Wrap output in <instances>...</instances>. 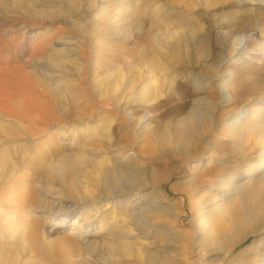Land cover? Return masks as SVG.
<instances>
[{
  "label": "bare ground",
  "instance_id": "obj_1",
  "mask_svg": "<svg viewBox=\"0 0 264 264\" xmlns=\"http://www.w3.org/2000/svg\"><path fill=\"white\" fill-rule=\"evenodd\" d=\"M98 1L103 2L85 0L87 8L79 9L80 17L67 18L69 28L81 31L83 37L68 35L48 49L68 26L54 27L31 33L26 48L11 60L0 50V73L5 75L0 86V264H142L147 257L139 243L140 233L164 241L150 251V259L159 255L170 259L168 254L175 250L171 242L180 239L182 254L188 259L194 252L199 258L223 254L217 264H264V232L258 242L235 253L245 237L264 224V108L257 110L264 105V96L240 103L239 117L230 118L237 125L230 135L234 145L213 143L221 159L212 153L207 156L193 142L200 120L211 114V88L205 80L217 76L223 51L220 35L227 41L235 38L240 58L233 57L238 64L244 61L248 67L255 60L264 64V28L258 25L264 21V0H243L239 11L256 12L231 20L214 18L217 14L211 7L217 0H205L207 9L190 17L162 4L151 8L148 4L141 11L138 0H118L123 4L115 7L104 3L98 7ZM90 9L99 17L95 26L89 25ZM25 26L9 28L0 34V41L13 38L15 30ZM199 28L204 30L200 47L189 45L187 38L182 41V36L195 37L191 32ZM87 35L95 40L90 45ZM251 43L256 46L247 48ZM100 55L110 59V67L100 63ZM68 64L78 70L77 81L66 71ZM206 69L212 75L202 74ZM10 70L13 80L6 79ZM89 88L98 95V106L115 101L129 117V130L152 121L151 107L156 101L151 100L164 88L167 95L176 94L190 103L170 132L188 144L183 154L193 159L185 185L175 189L190 195L210 183L207 204L200 208L194 224L196 235L193 227L183 226L178 218L182 212L160 186L168 172L151 160L159 152L155 132L136 146L128 130L123 139L129 144H113L107 154L102 153L103 139L79 136L76 122L85 121L95 110ZM224 89L226 101L233 105L234 94ZM112 122L82 130L106 127L110 140ZM170 132L165 129L161 135L167 140ZM249 134H256L252 145ZM121 156L127 159L119 161ZM145 160H151L148 167L140 165ZM110 203L119 209L118 220L104 219L105 205ZM147 214L155 220L150 221ZM217 214L224 217L212 218ZM119 220L139 231L128 234V229L117 224Z\"/></svg>",
  "mask_w": 264,
  "mask_h": 264
},
{
  "label": "rangeland",
  "instance_id": "obj_2",
  "mask_svg": "<svg viewBox=\"0 0 264 264\" xmlns=\"http://www.w3.org/2000/svg\"><path fill=\"white\" fill-rule=\"evenodd\" d=\"M103 2H97V6L104 3L103 6L109 4V6L115 7V5L123 4V1L119 2L118 0H102ZM243 0H217L215 7H211L214 9L215 15L219 19H228L231 20L233 17L238 18L241 15L252 16L256 12V10L244 11L241 12L238 9L242 5ZM70 0H0V23H2L0 28V34L6 32L9 28H16L18 25H26L22 29H16L13 38L10 39H1L0 41V50L3 56L7 59L11 60L15 56L19 55L26 48V43L28 42L29 35L31 33H40L48 28H60L63 29L64 26H68L66 30L56 36V38L48 45V49L54 44V42L58 39H65L66 36L72 35L75 37H83L82 32L79 30H72L69 28V24L67 21L68 17L79 18V12L83 10L84 6L87 8L85 4V0H74V4L76 6L70 5ZM140 5L137 7L142 11L144 7L148 4L150 8L151 6H157L158 4H162L164 7L171 9L172 11L185 15L191 16L192 14L199 15L202 11L207 9L204 6L205 0H186L185 2L173 3L166 0H138ZM125 4V3H124ZM241 4V5H240ZM128 6V3H127ZM68 9V11H58L59 8ZM237 7H239L237 9ZM81 8V10H79ZM55 10V13H50ZM79 10V11H77ZM36 12V13H35ZM44 12V13H42ZM92 13V19L89 20L90 24L93 25L97 22V11L90 9ZM30 14H35V16H30ZM71 14V15H70ZM96 15V16H95ZM100 15V14H99ZM75 16V17H74ZM94 16V17H93ZM231 16V17H229ZM101 17V16H100ZM201 17V16H200ZM175 18V17H174ZM88 21V22H89ZM240 22V21H238ZM232 23V21H230ZM229 23V24H230ZM238 24V23H237ZM260 27L264 28V21L258 24ZM95 26V25H93ZM203 29L198 30V32H191V34L195 35V37L191 36H182V41H185L187 38L188 44L191 45L195 43L197 46H201L199 43V38L203 35ZM224 31V30H223ZM87 34V31H84V34ZM222 33V32H221ZM197 34V35H196ZM189 35V34H188ZM220 35V34H219ZM199 36V37H198ZM19 40H17L18 38ZM87 44H92V41H95L93 37L87 35ZM16 38V39H15ZM192 38V39H191ZM225 39V40H224ZM228 41L226 40L223 33L220 35L219 43L223 47V51L221 53V64L217 66V76L214 79L209 80L206 78L205 81H209L207 83V88H211V93L208 96L210 99L209 108L211 114L205 118L201 119L199 122V132L197 133V137L194 138L193 142L196 145H200L203 151L206 152L208 156L212 153L215 158L221 159L218 152L215 150V143L217 146L219 142H226L234 145L235 141L230 135L235 129H237V125H232L230 122V118L239 117L238 113L240 112V103L248 100L254 99L256 96L262 97L264 96V64H261L257 60L251 64V66L244 67V61L238 64L237 60L240 57H236V51L234 44L235 38L228 37ZM191 43V44H190ZM255 43H251L247 48L255 47ZM234 49V50H233ZM248 50V49H247ZM235 54V55H234ZM238 58L234 60V57ZM243 58V57H242ZM232 59V60H231ZM100 63L104 64L105 67H110L112 64L109 63L110 59L104 58L103 55H100ZM119 62V61H118ZM225 64H224V63ZM237 62V63H236ZM247 62V61H245ZM108 63V64H107ZM216 64V63H213ZM257 64V65H256ZM108 65V66H107ZM262 65V66H261ZM106 68V69H107ZM66 71L71 73V78L77 81V72L78 70L75 68V65L68 64L65 66ZM11 72V70H10ZM202 74L212 75V72L208 71V69L204 70ZM13 71L8 74L7 80H13L10 78H15ZM232 77V79H228ZM5 80L4 73H0V86L2 82ZM236 80V81H235ZM228 83V84H227ZM3 85V84H2ZM225 87H228L230 93L234 94V103L229 104L226 101V97L224 93ZM5 87H3L4 89ZM222 88V89H221ZM220 89V90H219ZM235 89V90H234ZM222 90V91H221ZM165 88L160 91V96L151 100L156 101L154 105L151 107L152 112V121L149 124L140 123L137 124L136 129L129 130V117L126 113H124L118 105L114 104V100L107 107L98 106L95 101L98 95L94 94L91 88L88 89L89 98L92 104L95 105V110L91 111L85 121L76 122V128L80 130L79 136L82 138H89L91 135H94L97 139L101 138L104 140L105 148L102 153H109L112 150L113 144H129L125 139H123L124 132H130L133 136V140L135 141L136 146L141 143L142 138H145L148 133L155 132L154 140L158 146L159 152L151 157V160L157 161L161 168H165L167 170V178L161 182L160 186L163 189L165 195L171 202H176L177 210L182 212L180 220L185 228H192V232H195L194 224H196L198 215L201 213L200 208L207 204L206 200L208 196H206L207 190L210 186V183L205 184L203 187H200L190 195L184 194L180 192L179 188H182L185 185V180L188 178L191 170L188 168V165L193 164V159L190 157H186L183 152L187 150L188 144L177 138L172 132V128L175 126L180 116H185L187 110H189V102L185 99H180L176 96V94L167 95L165 92ZM232 94L228 97L232 96ZM253 96V97H252ZM138 97V96H137ZM252 97V98H251ZM253 102H256L254 100ZM252 104V103H251ZM184 106V107H183ZM255 107V106H254ZM264 105L258 107L257 110H262ZM183 114H182V113ZM181 114V115H180ZM139 117V115H138ZM103 118V119H99ZM99 119L98 121H96ZM259 119V118H257ZM113 121L110 129V134L112 138L107 140L106 136V127L102 128L100 131L92 130H82V128L88 127H100V122L103 121ZM168 130L169 139H165L162 137L161 132ZM256 134H249L248 142L253 144ZM237 141L243 142V138H238ZM89 146V145H87ZM214 146V147H213ZM255 152H252L250 155H254ZM122 160L125 161L127 159L126 156H121ZM208 159V158H207ZM205 158V162H208ZM233 160L234 157L231 156ZM90 160V159H89ZM145 160L144 163H140V165H147L148 167L149 161ZM92 161V160H90ZM222 161V160H221ZM210 162V161H209ZM209 162L207 164H209ZM202 167V166H201ZM90 169V166H89ZM141 171V169H140ZM53 185L57 187V182H53ZM174 187V188H172ZM177 188V189H175ZM206 191V192H205ZM205 196H203L204 194ZM105 214L104 219L106 221H113L119 219V209L115 210L112 203L105 205ZM163 215L166 216L164 211H162ZM150 217V221L155 220L153 214H147ZM171 219V216H166ZM223 215H214L212 218H222ZM254 223V222H253ZM118 225H123V229H128V234H136L139 230H133L131 226L126 227L124 220H119ZM258 224V222H257ZM261 226L260 231H256L255 233L250 234L245 237V240L242 241L239 246L236 247L235 253H241L245 249L251 247L255 242L259 241V237L264 232V224H259ZM178 229V228H177ZM181 231V229H178ZM209 231V230H208ZM260 233V234H259ZM145 233H140L139 236H142V240H139L142 243L141 245L144 247L145 260L142 264H204V261H207V264H217L224 255L212 254L200 256V258L193 252L191 257L188 259L184 257L181 250V241L174 240L171 243L175 248L173 252L169 255L170 259H162V257L156 256L153 259H150L149 253L153 251L159 244H161L162 240L159 239L158 236L153 238L152 236H148L147 238ZM195 234V233H194ZM196 235V234H195ZM254 239V240H253ZM97 238L92 237L93 242H97ZM238 248V249H237ZM167 255V254H166ZM203 257V258H202ZM209 257V258H208ZM208 258V259H206Z\"/></svg>",
  "mask_w": 264,
  "mask_h": 264
}]
</instances>
